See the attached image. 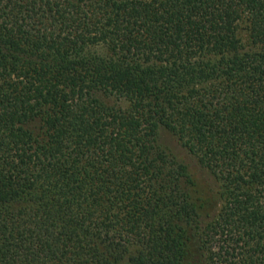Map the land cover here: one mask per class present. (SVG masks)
<instances>
[{"label": "trees", "instance_id": "1", "mask_svg": "<svg viewBox=\"0 0 264 264\" xmlns=\"http://www.w3.org/2000/svg\"><path fill=\"white\" fill-rule=\"evenodd\" d=\"M0 264H264V0H0Z\"/></svg>", "mask_w": 264, "mask_h": 264}, {"label": "rangeland", "instance_id": "2", "mask_svg": "<svg viewBox=\"0 0 264 264\" xmlns=\"http://www.w3.org/2000/svg\"><path fill=\"white\" fill-rule=\"evenodd\" d=\"M238 35L243 40V42H247V26L245 23L240 24ZM160 143L164 148H166L187 166L195 184L194 189L196 196L202 198L203 200L206 199L212 201V206L210 204L211 208L209 207L207 212H204L205 215L214 214L218 206L217 194L219 190L218 182L214 176L207 169L202 167L198 163L197 159L192 154H190L169 132L163 130L160 133Z\"/></svg>", "mask_w": 264, "mask_h": 264}]
</instances>
